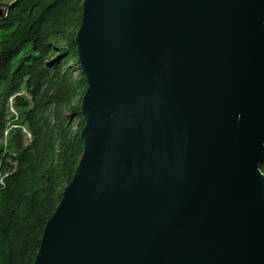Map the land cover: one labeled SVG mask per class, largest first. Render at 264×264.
<instances>
[{
  "label": "water",
  "instance_id": "95a60500",
  "mask_svg": "<svg viewBox=\"0 0 264 264\" xmlns=\"http://www.w3.org/2000/svg\"><path fill=\"white\" fill-rule=\"evenodd\" d=\"M75 45L83 148L32 264H264V0H83Z\"/></svg>",
  "mask_w": 264,
  "mask_h": 264
},
{
  "label": "trees",
  "instance_id": "16d2710c",
  "mask_svg": "<svg viewBox=\"0 0 264 264\" xmlns=\"http://www.w3.org/2000/svg\"><path fill=\"white\" fill-rule=\"evenodd\" d=\"M82 3L0 0V264L33 263L82 153Z\"/></svg>",
  "mask_w": 264,
  "mask_h": 264
},
{
  "label": "rangeland",
  "instance_id": "374dc122",
  "mask_svg": "<svg viewBox=\"0 0 264 264\" xmlns=\"http://www.w3.org/2000/svg\"><path fill=\"white\" fill-rule=\"evenodd\" d=\"M5 2H9V1H11V0H4Z\"/></svg>",
  "mask_w": 264,
  "mask_h": 264
}]
</instances>
